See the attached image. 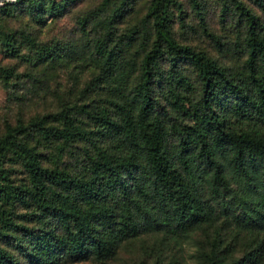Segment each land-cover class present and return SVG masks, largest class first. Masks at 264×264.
Listing matches in <instances>:
<instances>
[{"label":"trees","instance_id":"1","mask_svg":"<svg viewBox=\"0 0 264 264\" xmlns=\"http://www.w3.org/2000/svg\"><path fill=\"white\" fill-rule=\"evenodd\" d=\"M21 1H4L1 8ZM70 1L33 0L27 10L43 20L45 12L58 15ZM158 8V0H152L147 11V16H153L156 37L164 29ZM235 8L245 20L247 81L226 72L202 50L175 42L167 45L173 54L190 61L202 84L204 110L189 140L175 145L178 166L169 159L163 128L158 120L149 119L154 59L162 51L158 38L144 53L132 87L139 99L136 112L114 100L110 104L116 117L105 107H97L82 110L85 121L61 111V126L47 123L48 114L7 126L0 135V156H18L27 182L11 184L6 181L7 169L1 167L0 178L6 182L0 183V199L5 203L16 199L30 209L13 215L11 209L0 208V238L15 250L0 246V264H21L20 256L31 264H62L89 257L104 261L140 234L159 232L175 244L192 227L214 216L236 230L264 231V140L234 130L232 120L225 122L214 110L207 112L220 101V94H226L235 101L236 112L254 109L264 120V34L257 16L240 0L235 1ZM29 42L35 48L30 63L43 65L50 59L52 54L44 45ZM6 45L7 53L19 54L14 44ZM111 57L112 50H108L102 58L107 67ZM169 60L172 64L174 59L170 56ZM0 70L6 76L11 72ZM52 141L56 142L49 152L47 143ZM66 150L71 167L61 158ZM258 253L251 252L238 264H257Z\"/></svg>","mask_w":264,"mask_h":264},{"label":"rangeland","instance_id":"2","mask_svg":"<svg viewBox=\"0 0 264 264\" xmlns=\"http://www.w3.org/2000/svg\"><path fill=\"white\" fill-rule=\"evenodd\" d=\"M4 1L13 0L0 1V69L11 72L6 76L0 70V135L8 125L41 114H48L47 123L59 126L61 111L85 121L83 109L105 107L116 117L117 111L110 104L114 100L122 101L136 112L139 99L132 87L144 63V53L158 38L162 51L154 59L155 76L149 91L153 107L149 119L158 120L163 128L169 159L178 166L175 145L189 140L204 110L202 84L190 61L173 54L168 43L202 50L240 81L249 79L244 62L247 56L245 20L235 8L237 0H158L159 20L164 23L159 37L153 31V16H147L152 0H71L58 15L45 12L43 20L27 10L33 0L9 3L1 8ZM240 1L257 16L264 34V0ZM29 39L51 52L45 65L28 61L35 49ZM9 42L19 48L18 55L5 51ZM108 50H112L109 67L102 59ZM170 56L174 59L172 64ZM225 95L220 94V101L207 112L214 110L225 122L232 120L234 130L246 131L264 140V120L260 114L254 109L243 114L236 112L235 101ZM87 123L90 122L87 120ZM27 141L31 142V138ZM55 142L47 143L49 152ZM76 144L80 146L81 142ZM195 150L193 147L192 156ZM61 158L66 166H72L67 150ZM1 167L7 169L6 181L11 184L27 182V172L18 156L11 153L0 156ZM6 181L0 178V183ZM0 208L11 209L13 215L30 209L16 199L10 203L0 199ZM180 238L174 244L162 233H143L119 246L107 260L89 257L62 264H150L154 260L156 264H188L189 261L238 264L255 251L259 252L257 264H264V231L236 230L220 216L192 227L187 237ZM9 244L0 238V246L15 252ZM19 261L31 264L22 256Z\"/></svg>","mask_w":264,"mask_h":264},{"label":"clouds","instance_id":"3","mask_svg":"<svg viewBox=\"0 0 264 264\" xmlns=\"http://www.w3.org/2000/svg\"><path fill=\"white\" fill-rule=\"evenodd\" d=\"M188 264H192V262H191V261H189V262H188Z\"/></svg>","mask_w":264,"mask_h":264},{"label":"water","instance_id":"4","mask_svg":"<svg viewBox=\"0 0 264 264\" xmlns=\"http://www.w3.org/2000/svg\"><path fill=\"white\" fill-rule=\"evenodd\" d=\"M1 1V0H0Z\"/></svg>","mask_w":264,"mask_h":264}]
</instances>
